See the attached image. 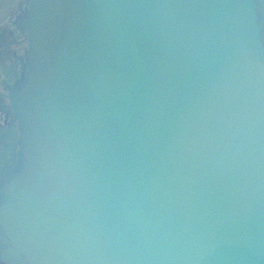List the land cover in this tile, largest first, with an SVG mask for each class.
<instances>
[{
	"label": "water",
	"instance_id": "95a60500",
	"mask_svg": "<svg viewBox=\"0 0 264 264\" xmlns=\"http://www.w3.org/2000/svg\"><path fill=\"white\" fill-rule=\"evenodd\" d=\"M31 264H264V50L250 0H31Z\"/></svg>",
	"mask_w": 264,
	"mask_h": 264
},
{
	"label": "flooded vegetation",
	"instance_id": "af4514ba",
	"mask_svg": "<svg viewBox=\"0 0 264 264\" xmlns=\"http://www.w3.org/2000/svg\"><path fill=\"white\" fill-rule=\"evenodd\" d=\"M15 20L7 24L2 29V39L6 45L5 50L11 52L12 56L17 59V62H13L11 59L2 58L3 63L0 69V166L11 165L13 154H17L18 146L20 143V136L18 133L17 124L13 118L12 110L10 108L8 92L12 86L19 82L22 76V70L25 66V58L21 60L23 53V42L15 36L17 27L14 24ZM13 38H10L11 36ZM0 50H2L0 48ZM15 69L17 77L11 79L12 74L8 72V69ZM10 154V155H9Z\"/></svg>",
	"mask_w": 264,
	"mask_h": 264
},
{
	"label": "bare ground",
	"instance_id": "6f19581e",
	"mask_svg": "<svg viewBox=\"0 0 264 264\" xmlns=\"http://www.w3.org/2000/svg\"><path fill=\"white\" fill-rule=\"evenodd\" d=\"M4 20H5V17L2 19V21L0 22V24H1V23H3V22H4Z\"/></svg>",
	"mask_w": 264,
	"mask_h": 264
}]
</instances>
